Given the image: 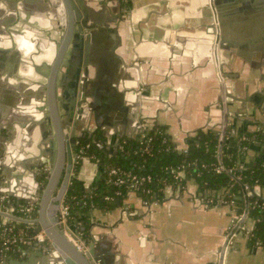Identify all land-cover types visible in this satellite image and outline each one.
<instances>
[{
    "label": "crops",
    "instance_id": "1",
    "mask_svg": "<svg viewBox=\"0 0 264 264\" xmlns=\"http://www.w3.org/2000/svg\"><path fill=\"white\" fill-rule=\"evenodd\" d=\"M88 2L105 26L96 28L97 41L92 43L90 51L86 90L89 89V104L84 111L85 121L77 129L81 135H95L104 147L116 143L118 150L125 142L139 141L146 127L160 125L167 128L180 148H184L187 137L196 131L221 128L222 100L228 91L240 99L227 98L231 113L229 127L242 133L262 131L264 135V60L251 59L245 53V47H234L229 43L220 46L221 73L227 87L223 94L214 62L216 35L208 31L209 27L216 29L209 0H132L130 6L120 0ZM108 27L116 30L115 33L109 32ZM204 35L212 36L210 43ZM60 40V36L50 38L56 47ZM50 43L41 38L37 42L26 39L24 43L26 47L37 49L26 56V64L32 65L35 72H27L32 77L25 75L24 83L27 86L42 85L45 98L38 99L39 90L31 86L25 91L27 98L24 94L27 104L22 103L24 98H19L18 104H21L17 112L36 115L30 118L38 115L43 120L49 118L54 128L47 98V82L54 57L42 60L40 64L35 59L41 50L44 55L52 54L48 50ZM12 46L16 47L14 40ZM71 49L70 46L68 51ZM67 59L68 55L65 61ZM63 69L60 68L56 76V97L62 92L59 86L63 82ZM36 71L41 72L39 81ZM0 80V84L5 82L12 91L21 87L22 80L15 75L10 78L0 73ZM33 101L44 107L43 110L29 109L30 103L32 108L38 106ZM58 111L60 113L61 109ZM20 120L11 118L10 123L24 128ZM28 131L19 132L21 140L33 145V134ZM256 142L264 145V140ZM255 146L247 153L250 161L259 152ZM18 147L20 143L16 144L13 156L19 152ZM29 149L33 148L30 146ZM30 159L34 161L36 156ZM100 159L84 158L75 169V177L88 192L98 186L108 168ZM14 161L22 166L15 157ZM42 170L43 174L38 167L32 168L36 176L43 177L41 185L47 181L45 175L49 176L51 169L44 167ZM24 177L26 184L23 185ZM8 181L10 187L4 189L15 194L27 195L34 188L37 190L28 174L14 173ZM196 194L197 185L193 181L184 192L167 187L163 200H156L157 203L152 205L146 204L138 195L130 194L128 199L115 202L114 207L77 212L70 225L85 228L80 233L81 238L87 236L91 241L90 235H94L99 254L110 263L217 264L218 250L232 225L231 209L221 205L204 209L196 202ZM0 195L13 204L37 202L21 199L17 203L16 196L1 188ZM247 226L251 227L252 222L248 221ZM247 240L243 233L235 237L226 264H264V249L250 247ZM35 249L31 248L24 257ZM7 258L3 256L2 261Z\"/></svg>",
    "mask_w": 264,
    "mask_h": 264
},
{
    "label": "water",
    "instance_id": "2",
    "mask_svg": "<svg viewBox=\"0 0 264 264\" xmlns=\"http://www.w3.org/2000/svg\"><path fill=\"white\" fill-rule=\"evenodd\" d=\"M89 0H60L63 7V14L57 3L53 0H0V73L6 76L15 77L22 80L20 88L12 91L9 85L0 84V188L9 192L11 196H16L20 200H36L38 202L37 217L33 221H27L19 217H12L22 223H27L35 228L37 232L43 231L49 240V244H39L31 255L28 257L17 259L13 255H8L6 261H2V253L0 247V264H114L108 262L107 258L100 255V248L96 246V237L90 235L91 241L86 243L87 251H83L78 247L81 241L80 233L85 228H78V225L66 226L60 223L57 215L64 196L69 188L73 178L74 158H77L75 152V140L80 138L76 134L81 123L85 121L84 111L88 107L87 84L89 83V65L91 61L92 43L96 42V28L105 26L103 19L99 18V14L95 12ZM121 1V0H120ZM243 5H253L256 9L254 12L239 11ZM239 4V5H238ZM238 6V7H237ZM210 7L214 15V25L209 27L208 31L216 35L214 46V62L217 67L218 76L222 82L221 88L224 94L226 85L224 75L221 73V64L219 57V47L225 44H231L234 47H245V53L250 55L251 59L257 58L264 60V0H210ZM98 15V16H97ZM22 33L20 32V29ZM102 30V29H101ZM111 33L116 30L107 28ZM60 36L59 47L50 41V38ZM41 39L51 42L48 48L50 57H54L51 67L50 77L48 79L47 92L50 112L55 123L52 128L49 118L42 119V116L33 117L28 113H18L20 108L19 98L25 99L27 104L26 90L32 86L38 89V99H44V87L42 85L27 86L23 77L29 72V64H26V53L30 50L24 46L26 39L37 42ZM12 40L16 43V47L12 46ZM4 41V42H3ZM71 46V51L68 48ZM35 48L31 47L30 52ZM41 49V48H40ZM37 50V49H35ZM44 50V49H43ZM261 51V52H260ZM28 52V51H27ZM261 53V54H260ZM257 54V55H256ZM68 59L65 61V56ZM35 59L47 60L50 57L45 56L41 50L40 54L35 55ZM226 56V53H224ZM227 59V58H226ZM51 60V58L49 59ZM64 61L66 62L65 69ZM41 62L39 61V64ZM63 65V66H62ZM60 68L63 69L62 83L60 84L61 94L56 97V76ZM25 72V73H24ZM33 72L35 70L33 69ZM40 71H36L38 81L41 79ZM22 77V78H21ZM0 82H2L0 80ZM8 83V81L6 82ZM21 91V93L19 92ZM26 98H25V96ZM30 95V93H29ZM240 100L234 97L228 91L223 101L224 115L221 122V128L217 130L220 134L219 143V160L220 165L224 169L222 163V145L225 141L228 128L230 126L231 113L228 109V99ZM33 104H37L33 101ZM14 107V106H16ZM34 105V106H35ZM32 110H43L44 107H30ZM59 109L61 112L59 113ZM20 117V119H19ZM11 118L20 120L25 126L12 125ZM30 118V119H29ZM30 121L29 123L25 121ZM29 129L33 134L32 142L27 143L21 140V131ZM104 129V128H103ZM93 142H97L96 136L89 134ZM20 143L16 156L14 150ZM24 143V146H21ZM259 151L264 152V145L260 142H254ZM118 144H112L110 147H104L105 154L110 153L111 156H117ZM33 149L30 150L29 147ZM255 146V147H256ZM22 147V148H21ZM28 152H25L26 150ZM23 152V154H22ZM21 153L20 155H18ZM36 156L34 161L30 158ZM41 156V157H40ZM14 157L17 161L14 164ZM22 161L25 163L23 165ZM104 162V157L100 159ZM33 166L39 168V172L43 174L42 168L50 167L51 171L47 181L41 185L43 177L36 176L32 172ZM23 173L29 175L36 189L30 194H15L9 189L12 175ZM231 177L242 186L243 194L238 199L245 201V209L241 217L231 225L227 231L222 246L218 250L217 264H226L227 254L232 248L235 237L240 234L249 219V198L252 188L242 182L235 174L229 172ZM7 182V183H6ZM23 185L26 184L24 177ZM116 202H120L119 199ZM56 207V208H55Z\"/></svg>",
    "mask_w": 264,
    "mask_h": 264
},
{
    "label": "trees",
    "instance_id": "3",
    "mask_svg": "<svg viewBox=\"0 0 264 264\" xmlns=\"http://www.w3.org/2000/svg\"><path fill=\"white\" fill-rule=\"evenodd\" d=\"M126 6H130L132 0H121ZM232 127L228 128L225 141L222 145V163L224 169L217 172L216 167L221 166L219 160L220 134L213 129H200L186 139L185 147L180 148L164 126L155 125L148 131L152 140L147 144L140 141L125 142L122 144L124 151H119L117 156L105 154L99 146L89 138H80L81 145L90 144L87 155L104 157V163L108 167H117L135 175L151 176L152 181L136 195L144 201H162L165 189H173L184 192L193 181L197 185L195 199L204 198L212 203L220 199L233 201L238 214L245 209V201L238 199L242 196V186L236 182L229 172L239 177L242 182L248 184L253 193L249 198V222L251 227H246L243 234L247 237L250 247L264 249V152L259 151L252 161L248 159L247 150L243 148L254 145L255 140H264L262 131L244 133L249 140H241L243 133L238 136H230ZM147 149L144 150V148ZM80 145L77 146V149ZM187 150V152L184 151ZM79 161L76 167H79ZM243 165L246 168L240 169ZM76 169V168H75ZM174 170V172H173ZM183 170L184 176L179 177L175 171ZM107 172H104L98 186L91 191H86L83 184L73 177L65 195V203L71 208L70 223L77 212L88 213L100 208L114 207L117 199H128L131 192L126 186L117 187L108 183ZM258 192H255L256 188ZM120 190L121 194L116 195ZM149 190V193L147 191ZM111 197V199H107ZM85 243L90 242L89 237L83 236ZM17 256V252H12Z\"/></svg>",
    "mask_w": 264,
    "mask_h": 264
},
{
    "label": "built area",
    "instance_id": "4",
    "mask_svg": "<svg viewBox=\"0 0 264 264\" xmlns=\"http://www.w3.org/2000/svg\"><path fill=\"white\" fill-rule=\"evenodd\" d=\"M125 1H129V0H125ZM151 128L152 127L148 126L143 130L140 136V139H139L141 144H144V143L148 144L152 140V138L148 136V131ZM238 133L239 131H237L236 129H232L230 131V136L231 137L238 136ZM240 139L249 140L246 134L244 133ZM94 143H96L99 146L98 141ZM76 145L77 146L80 145V148L77 149V152H76L77 158H74V166H76L79 161H81L87 156V150L90 147V144L81 145L79 140L75 142V146ZM250 148L251 147H249V149ZM145 149H147V147H145L144 150ZM243 149L247 150V153H248L249 149L246 146ZM119 151H124V147L122 146V144L118 148V152ZM184 151L187 152L186 149H184ZM89 157L93 158L96 161H99V158H97L95 155H91ZM245 168L246 167L243 165L240 166V169H245ZM215 169L217 172L222 171L221 166H218ZM106 172L108 176L107 181L109 184L117 186V187L126 186L127 189H129L134 194H136V192L140 190H143L145 192L146 189H143V187L152 181L151 176L135 175V174H132L131 172H126L117 167H108ZM175 173L179 177L184 176L183 170L175 171ZM74 175H75V167L73 169V177ZM45 177L47 178L48 175H45ZM258 191H259V188L257 187L255 189V192H258ZM147 193H149V190L147 191ZM252 193H253V190L251 191V194ZM120 194H121V191L118 190L116 192V195H120ZM107 199H111V197H108ZM195 200L199 204V206H201L204 209H210L217 205L229 207L232 213V225L242 215V214H238L237 207L235 206V203L233 201L220 199L212 203L211 200H206L204 198H199ZM144 202L148 205L157 203L156 200L151 201V202L149 201H144ZM37 212H38L37 202L29 201L23 204H13L8 201L6 196L0 195V247H1V253L3 256H8L10 254L13 255L12 252H17L18 256L24 257L31 248H34L39 244H42L44 245V247H46L49 244L48 237L43 231L37 232L35 228L31 227V225L27 223H22L12 218L15 216V217L25 219L27 221H33L37 217ZM57 218H58L57 220L60 223H63L66 226H70V220L72 219L71 208L68 204L65 203V196L60 205ZM246 227H247V224L245 228ZM243 231L241 233H243ZM77 245L83 251H87L86 243L84 241L83 242L80 241ZM258 248H261V247H258Z\"/></svg>",
    "mask_w": 264,
    "mask_h": 264
},
{
    "label": "flooded vegetation",
    "instance_id": "5",
    "mask_svg": "<svg viewBox=\"0 0 264 264\" xmlns=\"http://www.w3.org/2000/svg\"><path fill=\"white\" fill-rule=\"evenodd\" d=\"M209 4H210V0H209ZM239 4H240V6H242L241 8H239L240 10L239 11H241V12H247V11H249V12H254V10L256 9L253 5H249V6H247V9H244L243 8V5H241V3L239 2ZM238 4V5H239ZM238 7V6H237ZM215 27H216V25H215ZM215 34V33H214ZM261 52V51H260ZM213 54V53H212ZM261 54V53H260ZM213 56V55H212ZM88 93H89V89H88V91H87ZM76 134L77 135H80V138H89V139H91L92 140V137H88V135H81L80 133H79V131L77 130L76 131ZM80 138H76V140H75V142H77ZM97 139V138H96ZM93 141V140H92ZM98 141V140H97ZM76 148H75V152H77V145L75 146ZM87 157H89V155H87L85 158H87ZM83 160V159H82ZM81 160V161H82ZM80 164H81V162H80ZM75 168H76V166H74ZM74 177H75V175H74Z\"/></svg>",
    "mask_w": 264,
    "mask_h": 264
},
{
    "label": "bare ground",
    "instance_id": "6",
    "mask_svg": "<svg viewBox=\"0 0 264 264\" xmlns=\"http://www.w3.org/2000/svg\"><path fill=\"white\" fill-rule=\"evenodd\" d=\"M53 2H54V3H57V5L59 6V9H60V11H61V14L64 15V14H63V7H62V4H61L60 0H53ZM204 36H205V35H204ZM205 37H206L207 41L210 43V41L212 40V36H211V35H206ZM214 40H215V39H214ZM3 42H4V41H3ZM24 43H25V42H23V44H24ZM214 43H215V42H214ZM214 46H215V44H214ZM29 49L31 50V47H29ZM30 50H27L28 52L26 51V53L29 54V53H30ZM45 56H49V54H46ZM49 57H50V56H49ZM50 58H52V57H50ZM50 58H49V59H50ZM36 61L39 62V61H41V60L36 59ZM28 66H29V68H30V69H29V73H32V72H33V66L30 65V64H29ZM24 73H25V72H24ZM34 75H35V73H34ZM224 92H225V91H224ZM55 208H56V207H55Z\"/></svg>",
    "mask_w": 264,
    "mask_h": 264
}]
</instances>
